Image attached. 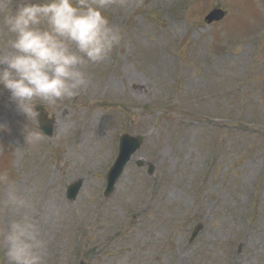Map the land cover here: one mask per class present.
<instances>
[{"label":"rangeland","instance_id":"374dc122","mask_svg":"<svg viewBox=\"0 0 264 264\" xmlns=\"http://www.w3.org/2000/svg\"><path fill=\"white\" fill-rule=\"evenodd\" d=\"M215 7L225 16L206 22ZM103 11L119 45L84 68L78 95L46 106L52 143L26 145L38 122L0 85V173L33 198L45 264H264V131H253L264 127V0H109ZM11 39L0 15V49ZM123 133L145 140L105 196ZM18 215L0 211V225Z\"/></svg>","mask_w":264,"mask_h":264},{"label":"clouds","instance_id":"9594fccd","mask_svg":"<svg viewBox=\"0 0 264 264\" xmlns=\"http://www.w3.org/2000/svg\"><path fill=\"white\" fill-rule=\"evenodd\" d=\"M108 3L16 0L15 7L0 8L3 24L13 36L0 49V85L28 120L38 121V105L46 110L78 95L89 80L84 68L104 61L119 45L120 35L103 11ZM43 139L41 131L25 129L26 145ZM0 183L7 186L0 211L19 213L11 223L0 225L4 264H45L44 241L37 235L41 226L31 213L32 196L19 193L6 172L0 173ZM116 264H127L126 257Z\"/></svg>","mask_w":264,"mask_h":264},{"label":"water","instance_id":"95a60500","mask_svg":"<svg viewBox=\"0 0 264 264\" xmlns=\"http://www.w3.org/2000/svg\"><path fill=\"white\" fill-rule=\"evenodd\" d=\"M222 16H223V13L216 15V12H213L208 17V21H212L214 19V17H215V19H219ZM40 121H41L42 127H43L46 135L47 136L52 135V132H53V127L51 125L52 123L50 121L47 122L45 118H41V117H40ZM142 140H143L142 137H130V136H124L123 137L119 158L116 161L111 173L109 174L108 190L111 191L113 189L116 180L118 179L119 175L123 171V167H124L125 163L127 161H129L132 153L135 152L137 150V148L141 145ZM138 164L142 165L141 162H139ZM81 184H82V181H79L72 186V191H71L72 195L70 194L72 199L75 197V194L80 189ZM69 193H70V190H69ZM201 228H202V226H199L195 233H197L198 230H200Z\"/></svg>","mask_w":264,"mask_h":264}]
</instances>
